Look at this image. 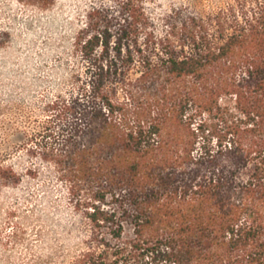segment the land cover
<instances>
[{
  "label": "trees",
  "instance_id": "trees-1",
  "mask_svg": "<svg viewBox=\"0 0 264 264\" xmlns=\"http://www.w3.org/2000/svg\"><path fill=\"white\" fill-rule=\"evenodd\" d=\"M164 20L119 0L74 39L78 91L42 135L91 227L69 264H264V0Z\"/></svg>",
  "mask_w": 264,
  "mask_h": 264
},
{
  "label": "rangeland",
  "instance_id": "rangeland-1",
  "mask_svg": "<svg viewBox=\"0 0 264 264\" xmlns=\"http://www.w3.org/2000/svg\"><path fill=\"white\" fill-rule=\"evenodd\" d=\"M227 1L144 0L157 36L172 25L164 20L172 12L207 14ZM118 2L54 0L41 9L0 0V264H69L91 237L55 166L57 146L42 135L77 94L82 60L74 39L88 14ZM127 96L112 94L131 113Z\"/></svg>",
  "mask_w": 264,
  "mask_h": 264
}]
</instances>
